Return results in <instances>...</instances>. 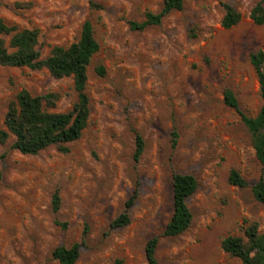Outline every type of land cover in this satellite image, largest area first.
<instances>
[{
    "label": "rangeland",
    "instance_id": "obj_1",
    "mask_svg": "<svg viewBox=\"0 0 264 264\" xmlns=\"http://www.w3.org/2000/svg\"><path fill=\"white\" fill-rule=\"evenodd\" d=\"M259 1L184 0V8L161 24L133 30L129 22L159 12L163 0H0V18L7 24L39 30L42 58L56 45L77 41L87 19L100 45L88 66V124L68 144L69 152L52 146L23 154L12 148L14 136L0 142V264H61L53 250L77 242L82 246L74 264H149L145 244L163 232L173 213L174 172L197 178L198 188L187 200L193 220L182 234L160 238L158 263L240 264L222 241L246 238L245 228L254 222L264 230V206L251 187L264 177V164L224 93L232 90L249 116L263 104L249 58L264 50V24L250 18ZM223 2L242 14L231 28L221 24ZM4 38L8 45L10 36ZM24 88L59 94L49 111L67 112L77 100L71 76L0 64V129ZM136 133L145 141L138 161ZM232 169L249 186L231 184ZM57 189L62 200L55 212ZM135 189L130 223L110 228Z\"/></svg>",
    "mask_w": 264,
    "mask_h": 264
},
{
    "label": "trees",
    "instance_id": "obj_2",
    "mask_svg": "<svg viewBox=\"0 0 264 264\" xmlns=\"http://www.w3.org/2000/svg\"><path fill=\"white\" fill-rule=\"evenodd\" d=\"M224 16L221 24L231 28L242 19V14L231 4L223 2ZM184 0H163L159 12H147L141 22L130 21L133 30H144L152 25H159L171 12L182 10ZM250 18L255 24H264V0H260L252 8ZM4 35L10 36L7 45ZM37 28L18 29L0 18V64L14 67H28L33 70L46 68L55 78L72 77L77 100L67 112L49 111L47 107H55L59 94L48 92L33 94L24 88L10 102L4 118V127L0 129V142L5 143L14 136L12 148L23 154L36 155L49 147H56L60 152H69L68 144L79 139L87 127L90 116V99L87 94L88 66L93 55L99 51L100 45L94 36L92 22L87 19L82 24L80 37L69 46L56 45L48 57L42 58L39 49ZM260 84V95L263 104L256 116L247 115L240 107L235 93L228 89L224 93L225 103L236 110L250 132L253 147L258 160L264 164V50L254 51L249 56ZM97 74L103 76L105 69L97 67ZM178 133L172 131V146L177 145ZM145 149V141L140 133H136V149L134 159L138 161ZM229 182L246 187L249 182L236 169L229 174ZM255 198L264 206V177L261 176L252 186ZM198 188L195 175L174 172L172 174L173 213L163 232L148 239L145 253L149 264H159L156 252L162 236L174 237L185 232L192 223L193 213L187 200ZM138 197V190L125 202V208L110 223V228L126 226L130 223V209ZM61 195L57 189L52 196V209L57 212L61 208ZM66 228L67 223L58 222ZM245 237L228 236L222 241V248L232 257L240 260V264H264V230L254 222L245 228ZM82 243L77 242L67 247L59 245L53 250V257L61 264H74L79 256ZM114 264H123L116 259Z\"/></svg>",
    "mask_w": 264,
    "mask_h": 264
}]
</instances>
